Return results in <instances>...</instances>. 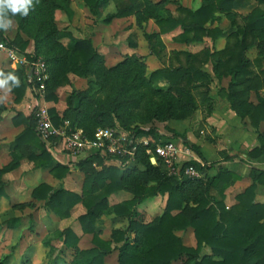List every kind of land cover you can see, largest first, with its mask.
I'll return each mask as SVG.
<instances>
[{
  "label": "trees",
  "instance_id": "16d2710c",
  "mask_svg": "<svg viewBox=\"0 0 264 264\" xmlns=\"http://www.w3.org/2000/svg\"><path fill=\"white\" fill-rule=\"evenodd\" d=\"M36 1L32 5L37 6L40 13L43 9L50 12L53 8L68 4V0ZM83 1L91 12L97 13L101 0ZM104 1H111L116 7L115 14L107 20L131 15H137L139 20L154 18L159 34L180 27L182 32L174 39L182 43L198 42L208 36L215 38L222 33L220 29H211L207 25L218 19V13L228 16L236 30L229 34L224 48L216 52L208 47L198 52L180 51L175 56L179 65L158 68L147 76L146 64L137 55L106 68L103 55L90 39L75 37L68 31H58L56 27H47L48 35L40 38L43 43L54 42L60 36L68 37L70 42L67 47L56 44L55 55L47 51L49 55L43 59L49 71V78L45 81L46 101L58 103L53 88L69 80L65 75L68 71L81 77L89 73L95 76L94 80L89 81L87 90L73 91L68 96L67 108L63 113L55 106L49 108L54 124L58 126L69 121L70 127H83L84 133L93 138L98 128L112 125L113 112L128 120L140 118L144 123L155 118H185L197 107L193 89L203 86L206 94L208 92L211 77L203 68L212 61L214 73L219 79L232 76L229 90L224 92L231 108L241 119L248 118L256 130L257 144L248 150L246 159L249 164H253L250 165L253 182L236 196L237 202L228 208L225 203L226 190L242 175L222 166L211 175L207 167L213 168L214 165H203L204 161L194 159L187 164H194L201 169L203 177L194 179L170 175L160 161L152 163V155L147 153L148 148L167 139L155 127H129L134 138L152 135L155 143H140L132 156L91 153L80 162H74V167L85 173L81 192L71 191L63 185L53 187L46 182L32 190L33 199L43 201L45 208L55 212L61 219L71 217L77 204L85 206V212L79 215L78 220L82 230L92 234L93 245L90 248H79L80 236L71 227L57 231L64 246L75 250L70 264H106V258L115 250H118V264H174L178 259H182L179 264H264V202L256 199L259 184H264V169L254 165V162L264 160V131L260 130L264 123V95H258L257 104L245 96L251 78L257 73H264L261 68L264 60V6L255 7L245 17L244 23L240 24L234 9L237 0H201L202 4L196 10L178 6L177 14L174 15L166 11L167 0L158 3L151 0ZM257 1L264 5V0ZM30 8L28 15L32 13ZM158 33L146 34L152 51L156 53L160 52L158 44H161ZM133 36L129 37V44L137 48L138 42ZM0 38L9 46L26 53L30 61L40 58L37 50L27 52L28 41L16 45L1 32ZM253 46L258 48V56L254 61L259 72L254 70V61L247 55ZM65 65L67 69L62 73L55 71V68ZM161 80L167 82V88L160 87ZM0 81H4L3 86L11 88L17 103L23 100L28 88H33L31 76L25 68L0 67ZM262 82L264 87V78ZM94 98L98 99L93 101ZM12 120L16 126L24 125V129L15 137L11 161L0 168V200L7 196V183L3 176L19 168L23 160L32 161L36 168H48L59 180H64L72 172L70 164L54 162L52 153L45 147L46 142L37 131L33 113L25 115L18 112ZM181 139L185 146L200 153L199 147L185 136H181ZM222 155L225 161L233 159L226 151ZM109 158L117 159L120 166L103 165ZM129 162L132 163L129 165ZM95 163L103 167L96 168ZM213 189H217V194H211ZM122 191L130 192L132 198L111 205L110 197ZM166 194V207L161 215L149 222L138 220L136 206L140 201ZM190 201L194 204H190ZM30 204L16 203L14 207L24 209ZM107 212L128 218V227L114 229L111 239L102 237L103 229L99 224ZM19 221L15 217L7 226L17 228ZM188 227L194 230L196 246L185 245L176 234ZM44 244L50 247L49 252L52 251L51 241H45ZM206 247L210 248V254L203 253ZM0 264H9V256L0 259Z\"/></svg>",
  "mask_w": 264,
  "mask_h": 264
},
{
  "label": "rangeland",
  "instance_id": "374dc122",
  "mask_svg": "<svg viewBox=\"0 0 264 264\" xmlns=\"http://www.w3.org/2000/svg\"><path fill=\"white\" fill-rule=\"evenodd\" d=\"M160 2L164 0H151ZM36 3V0H32ZM202 4L201 0H167L165 4L166 11L171 15L177 14V7L184 6L196 10ZM257 6H264L257 0H237L235 11L238 13V23H244L245 17ZM37 6L32 5L31 14L23 19L22 14L12 15L9 12L8 16L13 21V25L7 28L0 27V32L10 40H13L16 45L28 41L27 52L33 53L36 50L42 59H46L49 55H55L54 46L56 44L67 47L70 39L61 36L54 42L49 44L43 43L40 38L48 35L47 27H56L58 31H68L73 36L78 38L90 39L97 49L103 55V64L106 68H110L119 64L124 59L131 56H139L146 64V75L149 76L158 68L168 67L169 65H179L175 60V56L180 51L198 52L201 49L208 47L211 51H218L224 48L229 34L236 30V26L232 25L231 19L225 14L218 13L215 21L209 22V28H218L222 33L215 38L210 36L203 40L191 43H182L174 39L182 29L180 27L168 33H158L159 27L154 18L139 20L137 15H131L125 18L108 17L113 16L116 12V7L113 2L101 0L97 13L89 10L83 0H68V4L62 8L56 7L48 12L43 9V12L38 11ZM159 34L161 44H158L159 53L153 52L151 44L146 38V34ZM134 35V40L138 42L137 48H133L129 44V37ZM1 39V38H0ZM133 39V38H132ZM46 45V46H45ZM248 58L251 61L258 56V48L253 46L247 52ZM0 55V67L14 68L8 62L5 56ZM58 56V55H56ZM55 57V56H54ZM254 70L259 72L257 62H252ZM261 68L264 69V60ZM67 66L55 68L56 72L62 73ZM208 71L211 77L209 89L206 94V88L199 86L193 89V95L197 101V107L185 118L170 117L166 120H158L157 118L151 122L144 123L143 120L132 119L128 120L120 117L117 113H112V125L124 135L131 136L132 129L136 125L144 128L155 127L164 139L176 138V140L186 149H190L193 153L191 160L206 162V165H214L213 168L207 167L211 175L217 172V168L227 167L231 170L243 171L242 180L230 186L226 190L225 203L227 207H231L236 203V196L242 193L249 185L252 184V167L247 159V152L257 144V133L248 118L241 119L236 112L231 108L226 93L229 90L232 76H224L219 79L213 70V63L209 61L203 68ZM261 70V69H260ZM69 80L63 83L60 82L54 88V94L57 95L58 103L46 101L45 93L40 96V103L52 106H59L58 111L63 113L67 108V98L73 91H85L89 87V81L94 80L95 76L89 73L87 76L81 77L74 74L71 70L65 73ZM62 79L63 77L60 76ZM262 78L264 73H257L251 78V83L248 89H245V96L253 103H258V95H264V87ZM160 87L167 88L168 84L165 80L159 82ZM104 97V96H103ZM15 95L9 86L0 85V105L6 107V110L0 111V142L11 146L14 149V140L23 126H16L13 123L12 114H15L13 109L18 111H27V104L31 100V96L24 97L19 103L15 102ZM98 98H94L96 101ZM23 103V108L22 104ZM4 111V112H3ZM17 114V113H16ZM15 114V115H16ZM238 119V123L236 121ZM109 126V125H108ZM84 129L83 127H80ZM261 131H264V123L261 124ZM181 136H185L189 141L197 145L200 153L185 146ZM154 140L151 136H142ZM141 137V138H142ZM137 138V137H136ZM45 147L50 153L56 154L54 162L58 157L61 159L58 162L68 163L71 166V173L64 179L55 178L48 168L40 169L34 167L32 161L27 159V165L7 175L8 186L6 189L7 196L0 200V259L9 256V264H70L75 256V250L66 248L63 240L57 234V231L71 227L79 236V248H90L92 244V234L85 233L78 220L79 215L85 212V206L79 203L72 211L69 218L61 219L55 212L46 209L43 201H35L32 197V190L40 183L46 182L53 187L63 185L71 191L81 192L84 182L85 173L76 169L74 162H80L81 159H68L70 156L64 149L62 142L48 145ZM1 149V148H0ZM10 149V150H11ZM0 154V168L8 164L11 159L8 148H3ZM11 151V152H12ZM226 151L233 157L232 161H225L222 152ZM63 155V156H62ZM187 155H183L181 163L183 166L187 164ZM238 161H243L239 163ZM264 161V160H260ZM259 162V161H258ZM256 163V162H254ZM119 165L117 159H106L103 165ZM96 168L103 167L94 164ZM262 169V168H261ZM239 173V172H238ZM240 174V173H239ZM262 187L260 193L259 188ZM238 191V193H237ZM240 191V192H239ZM217 194V189L211 190V194ZM257 201L264 198V184H259L256 192ZM259 194L261 196H259ZM132 198V194L127 191H122L113 194L110 197V204L124 202ZM168 195H159L156 197L147 198L139 202L136 206L138 211V220L149 222L156 216L163 213ZM35 201V204L32 203ZM30 202L24 209L16 208L14 203ZM194 202L190 201V204ZM18 217L20 219L17 228H9L7 225L11 219ZM101 229H103L102 237L111 239L114 229H126L128 227L127 217H118L115 213L107 212L99 220ZM182 238V241L187 246H196L197 240L192 227L176 232ZM45 241H51L53 244L52 251L50 247L45 246ZM115 245V244H114ZM203 253L210 254V248H205ZM182 259L174 261V264H179ZM106 264H118V250L112 252L106 258Z\"/></svg>",
  "mask_w": 264,
  "mask_h": 264
},
{
  "label": "built area",
  "instance_id": "2783aa9c",
  "mask_svg": "<svg viewBox=\"0 0 264 264\" xmlns=\"http://www.w3.org/2000/svg\"><path fill=\"white\" fill-rule=\"evenodd\" d=\"M0 55L5 56L14 68H25L29 72L33 88L30 87L32 95L27 104V110L29 114L35 115L37 131L48 145L54 146L58 141L62 142L64 149L67 154L72 156V159H82L91 153L119 154L122 157L132 156L140 143L145 145L150 142L155 143V140L147 137L134 138L128 135L126 137L121 131L113 127H100L95 132L94 137L90 138L83 129L70 127L69 121L58 126L55 125L49 107L42 105L39 101L40 96L45 93V81L49 78L47 63L42 58L30 61L26 53L9 46L2 39H0ZM147 153L152 155L151 159H155V164L160 161L170 175H184L194 179L203 177V171L194 164L183 166V163L180 162L183 155H187V160L191 161L193 153L190 149L184 148L177 140L167 139L160 142L148 148ZM202 164L206 165V162Z\"/></svg>",
  "mask_w": 264,
  "mask_h": 264
},
{
  "label": "clouds",
  "instance_id": "9594fccd",
  "mask_svg": "<svg viewBox=\"0 0 264 264\" xmlns=\"http://www.w3.org/2000/svg\"><path fill=\"white\" fill-rule=\"evenodd\" d=\"M31 5L32 0H0V27L7 28L13 25V21L8 16L9 12L12 15L19 13L27 16ZM3 83L4 81H0V85Z\"/></svg>",
  "mask_w": 264,
  "mask_h": 264
},
{
  "label": "crops",
  "instance_id": "0c3cea01",
  "mask_svg": "<svg viewBox=\"0 0 264 264\" xmlns=\"http://www.w3.org/2000/svg\"><path fill=\"white\" fill-rule=\"evenodd\" d=\"M3 57V56H2ZM32 94H31V90H30V88H28L27 89V92H26V95H25V97H29V96H31ZM22 105V108H23V103L21 104ZM0 107H1V105H0ZM56 107L59 109V106L56 104ZM2 108V109H1ZM0 108V111H2V110H6V107H1ZM14 110V112H15V114L16 113H18V112H22L23 114H25V115H29V112H28V110L26 111V112H24V111H18V110H16V109H13ZM60 110V109H59ZM3 111V112H4ZM15 114H12L11 115V117H12V119H13V117L15 116ZM236 121H237V123H238V119H236ZM20 126H23L22 127V129H21V131L24 129V125H20ZM19 126V127H20ZM20 131V132H21ZM19 132V133H20ZM18 133V134H19ZM256 142H257V140H256ZM255 146V145H254ZM0 154H1V152H3V148H8L9 150H8V152L7 153H9L10 155H8V157L10 156V158H11V151H12V149H11V146H10V143H9V145L7 146V145H5V143L4 144H2L1 142H0ZM11 149V150H10ZM55 155L56 154H54L53 153V157H55ZM63 156V155H62ZM86 158V157H85ZM68 159H71V161H73L74 159H72L71 157H69ZM82 159H84V158H82ZM59 160H61L59 157H58V159H56V161H59ZM231 162V161H230ZM239 163H242V161H238ZM132 162H129V165L131 164ZM96 164V163H95ZM25 165H27V160H23V162L21 163V165H20V167L19 168H17L16 170H14V171H12V172H9V173H7V174H5L4 176H3V180L4 181H6V183H7V186H8V182H7V175H9V174H11V173H13V172H17V170H19V169H21L23 166H25ZM254 165L256 166V167H258V168H262V169H264V161H259V162H256V163H254ZM22 166V167H21ZM139 167L140 168H143V166L142 165H139ZM76 169H79V168H76ZM235 171H237V172H239L240 173V175H242V178H243V171H239V170H236L235 169ZM7 177V178H6ZM242 178H241V180H242ZM238 182V181H237ZM236 182V183H237ZM235 183V184H236ZM7 186H6V189H7ZM262 187H260L259 189L260 190H258V191H260V193H261V191H262V189H261ZM76 192H78V191H76ZM240 192V191H239ZM237 193H238V191H237ZM259 196H261L260 194H259ZM4 198V197H3ZM259 200H264V198L263 199H259ZM18 203V202H17ZM21 203H23V202H21ZM14 204H16V203H14ZM14 204H13V206H14ZM20 223V222H19ZM19 226V225H18Z\"/></svg>",
  "mask_w": 264,
  "mask_h": 264
},
{
  "label": "water",
  "instance_id": "95a60500",
  "mask_svg": "<svg viewBox=\"0 0 264 264\" xmlns=\"http://www.w3.org/2000/svg\"><path fill=\"white\" fill-rule=\"evenodd\" d=\"M152 163H155V159H151Z\"/></svg>",
  "mask_w": 264,
  "mask_h": 264
}]
</instances>
